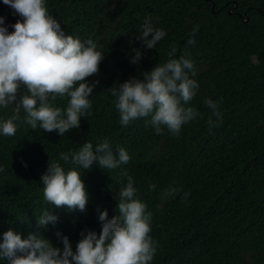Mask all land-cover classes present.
<instances>
[{
	"label": "trees",
	"instance_id": "1",
	"mask_svg": "<svg viewBox=\"0 0 264 264\" xmlns=\"http://www.w3.org/2000/svg\"><path fill=\"white\" fill-rule=\"evenodd\" d=\"M45 7L66 35L93 40L103 58L98 73L85 78L94 89L79 128L63 136L33 130L21 109L15 135L0 136V237L9 229L22 239L40 231L62 249L59 232L75 251L83 230L100 232L99 211L115 214L130 176L151 212V264H264V0H46ZM0 16L9 32L23 19L2 0ZM145 17L166 33L152 49L137 39ZM136 48L138 65L130 63ZM181 56L195 65L199 88L189 105L197 118L175 136L166 128L156 134L147 117L122 126L109 88ZM205 98L221 113L211 129ZM51 102L63 109L68 97ZM12 114L11 105L0 109L2 118ZM104 139L113 153L124 148L130 159L115 169L94 162L81 172L85 210L45 201L40 178L48 163L74 167L60 154ZM170 186L179 191L162 198ZM46 209L58 220L41 229L36 218Z\"/></svg>",
	"mask_w": 264,
	"mask_h": 264
},
{
	"label": "clouds",
	"instance_id": "2",
	"mask_svg": "<svg viewBox=\"0 0 264 264\" xmlns=\"http://www.w3.org/2000/svg\"><path fill=\"white\" fill-rule=\"evenodd\" d=\"M2 3L23 19L12 24L14 30L9 32L5 17L0 16V109L13 106L10 117H0V136L15 135L21 109L25 114L23 122L33 130L39 127L63 136L79 128L81 117L91 108L89 98L94 89V84L85 78L98 73L103 53L91 39L81 41L66 35L58 20L47 11L46 0H2ZM138 30L137 39L145 49L155 48L166 35L148 17ZM188 43L195 41L189 39ZM133 51L130 63L138 65L141 50ZM195 75L194 62L181 56L156 64L142 74V79L130 78L118 87L109 88L121 125L147 117L156 134L166 128L172 135H179L182 126L198 116L189 105L199 88L193 79ZM21 87L25 91L18 98ZM57 96L68 97L63 109L51 102ZM204 103L211 110L208 119L211 129L221 113L211 98H205ZM60 159L74 167L65 169L59 162H49L40 178L43 198L54 207L66 206L83 212L89 197L81 172L90 169L94 162L101 169H115L126 164L130 157L124 148L113 153L109 141L104 139L95 146L84 142L76 151L61 153ZM178 191L170 186L161 196H174ZM136 192L129 176L118 193L115 214L109 217L107 209L99 211L100 232L83 230L75 251L69 238L59 232L56 235L62 249L54 247L40 231L30 232L24 239L11 229L3 232L0 264H151L156 253L155 242L149 236L151 212L136 197ZM184 195L187 197L188 193ZM36 220L45 229L49 224L55 225L58 217L46 209Z\"/></svg>",
	"mask_w": 264,
	"mask_h": 264
}]
</instances>
